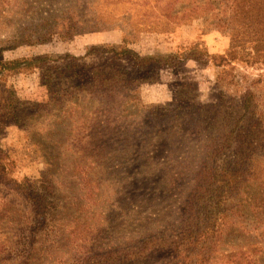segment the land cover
<instances>
[{"label": "rangeland", "instance_id": "rangeland-1", "mask_svg": "<svg viewBox=\"0 0 264 264\" xmlns=\"http://www.w3.org/2000/svg\"><path fill=\"white\" fill-rule=\"evenodd\" d=\"M109 2L0 0L1 62L82 58L90 48L126 45L148 59L135 73L150 80L123 85L109 98L96 90L77 101L75 91L70 102L47 107L66 90L62 75L48 84L52 73L46 68L0 72V145L10 179L21 187L0 181V264H228L226 255L233 252L264 249V223L214 247L213 261L173 247L197 176L213 166L209 154L226 133L242 137L229 152H248L264 172L261 52L247 45L228 56L231 36L215 26L218 20L195 19L169 32L145 30L138 20H122L129 4ZM255 34L248 30L247 39ZM103 52L93 51L85 62L131 68ZM91 80L87 71L68 83L86 88ZM8 90L44 105L28 112L38 110L34 123L23 127L3 116ZM41 200L43 210L36 208ZM45 210L42 222L37 214ZM167 228L174 237L163 246L157 239ZM256 261L264 264V252Z\"/></svg>", "mask_w": 264, "mask_h": 264}, {"label": "trees", "instance_id": "trees-1", "mask_svg": "<svg viewBox=\"0 0 264 264\" xmlns=\"http://www.w3.org/2000/svg\"><path fill=\"white\" fill-rule=\"evenodd\" d=\"M109 4L113 7L129 4L130 8L123 12L122 20L127 19V25H131L132 20H138L137 25L145 30L169 32L195 19L218 20L215 26L227 30L231 36L228 56L240 54L247 45H252L253 50L257 54L261 52L260 56L264 57V0H110ZM250 29L256 32V36L247 39V32ZM95 50L104 51V54L114 60H126L131 63V68L117 65L110 67V64L88 65L85 61ZM141 60L140 56L126 45L111 48L102 46L88 49L82 58L67 55L23 58L6 63L0 61V72L18 68L22 70L46 68L52 73L48 84H52L58 75H62V79L67 81L66 90L63 91L62 96L54 94L52 100H48L47 107H51L52 102L56 104H60L61 101L70 102L69 95L75 91L77 101H81L83 94L93 95L96 90L100 96L109 95V98L121 86L130 82L135 84L149 82V78L135 73L137 68H143L149 62L148 59H143L145 65H139ZM87 71L92 80L86 88L82 84L74 86L68 83L71 79H75L76 75L86 76ZM7 93L3 116L23 127L34 123L35 116L39 114L38 110L33 113L28 112L44 105L21 101L11 90ZM244 104L245 107L252 105L249 98L245 99ZM238 137L242 138L234 131L226 133L215 152L209 154L215 159L213 166L206 165L200 170L195 182L194 199L188 200L184 219L179 224L183 231L180 237H176L177 241L173 246L178 253L181 252L182 246H185L187 250L198 252L194 253L196 259L203 262L213 261L211 257L214 247L240 231L245 232L249 225L258 226L264 223V172H260V165L254 166L251 163L248 152L233 155L229 152ZM260 137H263V134H260ZM8 162L9 158L0 145V181L11 180L10 182L21 190L19 184L14 183L9 177ZM147 175L144 174V177ZM253 190L256 192H252ZM45 201H39L36 208L43 210ZM45 213L46 210L37 214L42 222L47 220ZM156 234L154 231L151 233L154 236ZM158 237L157 241L164 246V241L174 237V232L167 228L165 234ZM148 242L151 244L150 240ZM147 248L146 245L143 250ZM257 248L248 246L246 252L240 250L226 255L229 259L228 264H258L256 258L264 252V249L260 248L258 251Z\"/></svg>", "mask_w": 264, "mask_h": 264}]
</instances>
